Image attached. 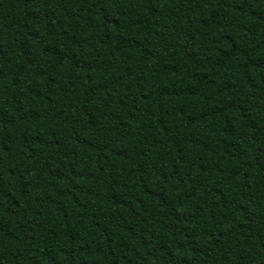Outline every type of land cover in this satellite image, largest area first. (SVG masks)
I'll use <instances>...</instances> for the list:
<instances>
[{
	"label": "trees",
	"instance_id": "obj_1",
	"mask_svg": "<svg viewBox=\"0 0 264 264\" xmlns=\"http://www.w3.org/2000/svg\"><path fill=\"white\" fill-rule=\"evenodd\" d=\"M0 264H264V0H0Z\"/></svg>",
	"mask_w": 264,
	"mask_h": 264
}]
</instances>
